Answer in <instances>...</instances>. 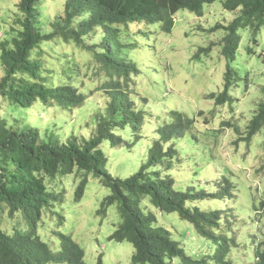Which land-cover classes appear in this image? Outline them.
I'll list each match as a JSON object with an SVG mask.
<instances>
[{
    "label": "trees",
    "instance_id": "trees-1",
    "mask_svg": "<svg viewBox=\"0 0 264 264\" xmlns=\"http://www.w3.org/2000/svg\"><path fill=\"white\" fill-rule=\"evenodd\" d=\"M47 1L55 0H19L23 17L16 18L14 23L18 27L11 26L10 37L0 38L4 71L0 76V99L6 98L21 110L15 122H10L0 111V210L12 217L23 212L26 219V228L19 223L13 234L0 225V264H89L86 248L72 235L62 234L61 249L53 250L39 231L43 211L50 207L52 200L60 201L64 197L62 192L49 190L46 175L71 174L76 169L93 173L111 189L98 213L106 214L108 207L119 204L122 221L110 239L134 246L132 264H264V193L258 196L248 186L251 203L246 206L244 201L228 208L227 202L236 201L237 192L246 187L242 180L230 177L233 171L229 166L211 174L208 168L212 164L205 161H213L219 169L217 156L204 153L202 145L199 146L201 155L194 157L199 166L194 175L199 174L205 180L219 175L221 181L203 184L201 193L177 187L183 181L178 174L179 160L186 153L179 142L185 139L193 146L197 144L201 136L193 133V129L203 127L197 116L191 118L176 110L173 118H166L158 126L150 122V127L155 128L151 132L155 139L152 134L148 135L152 144L146 171L141 169L126 178L109 171V159L102 148L106 142L112 147L121 146L126 134L133 136L135 125L140 129L145 125V112L137 105L140 90L136 85L146 70L142 60L155 48L151 42L152 28L171 32L180 10L203 16L204 6L216 0H67L64 10L53 19L45 11ZM223 5L228 10L241 8L242 13L228 25L219 23L210 29L227 32L222 40L227 65L223 91L212 92L208 98L217 105L229 104L234 113L240 107L239 98L231 93L238 73L234 64L242 41L240 30L251 27L257 36L264 25V0H224ZM253 40L260 45L259 38ZM216 45L213 42L201 47L195 57L209 55ZM55 46L60 47L54 58L65 61L60 62L52 83V69L46 58L52 56ZM94 81L101 83L92 84ZM101 91L106 94L108 105L105 112L93 116L91 136L79 138L71 133L63 137V128H70V122H74L70 115L77 109V117L85 115V103ZM42 105L54 114L45 132L24 123ZM233 113L232 118L221 120L215 128L220 150L222 140L218 133L222 129H233L240 136L237 143L246 140L249 145L264 129V100L258 103L245 129L238 121L242 123L243 119H236ZM144 134L142 131L141 136ZM202 161L204 165H199ZM87 182L85 177L77 187L78 200L83 198ZM208 202L221 205L206 208ZM154 209L178 212L205 243L213 245L212 252L205 251L201 260L189 254L171 229L159 222ZM239 213L249 216L243 218L248 222L245 226L249 231L242 238L236 232L239 225L235 218ZM101 263L102 258L98 264Z\"/></svg>",
    "mask_w": 264,
    "mask_h": 264
},
{
    "label": "rangeland",
    "instance_id": "rangeland-1",
    "mask_svg": "<svg viewBox=\"0 0 264 264\" xmlns=\"http://www.w3.org/2000/svg\"><path fill=\"white\" fill-rule=\"evenodd\" d=\"M67 0L47 1L45 9L47 15L54 18L55 14L61 13ZM224 0H216L213 3L204 6V15L199 16L187 9L180 10L175 15V26L171 32H162L156 26L152 28V43L155 48L150 56L142 60L146 66L143 76L137 79L138 109L145 115V125L142 129L134 126V134H126L125 141L121 146L112 147L108 142L102 145L104 152L108 157V169L117 177L126 178L139 170L146 171L148 150L152 144V139L148 135L155 132L150 122L162 124L165 119L174 117V112L180 110L191 118L197 116L201 121V129H193L201 136L197 144L193 146L185 139L179 142L180 146L186 150L180 157V171L183 181L178 182L177 187L186 191L203 190V184L210 185L221 181L219 175L215 178L205 180L201 175H194L198 170L195 156H199L204 146V153H215L217 156V169L213 161H205V164H212L208 168L211 174L227 169L229 166L233 171L230 177L236 181L242 180L243 191L237 192L236 201H228L226 206L232 208L233 204L237 207L244 203H251V190H256L258 196L264 193V153L261 152L264 141V129L258 133L252 143L241 140L237 143L239 135H236L233 129H222L220 134L221 149L215 138V128L223 119H230L233 113L229 104L217 105L215 100L209 99L212 92L220 93L224 89L226 58L223 55L222 40L226 36L225 29H218L212 32L210 29L219 24L228 25L237 16L242 13V9L228 10L224 8ZM19 0H0V38L5 39L11 36V26L15 25V20L23 14L19 11ZM128 29L125 28V31ZM242 41L240 43L235 68L237 70L235 87L231 93L237 98L240 106L232 114L243 124L245 129L247 122L253 117L257 105L264 100V25L259 33L254 35L251 27L240 30ZM125 35H127L125 33ZM259 38L260 45H256L254 38ZM127 42V41H126ZM217 43L209 55L203 53L200 57H195L201 47H207L211 43ZM251 46L248 49V46ZM60 46H55L52 56H48L46 61L52 69L51 82L54 83L56 73L65 59L58 62L54 55L59 51ZM1 54V49H0ZM63 57V56H62ZM63 67L61 66V70ZM4 75L0 60V76ZM101 81L92 82L100 84ZM94 86V85H92ZM92 88V87H91ZM91 90V89H90ZM136 95V94H135ZM148 98L145 100L144 98ZM144 99V100H142ZM142 100V101H141ZM86 104V114L77 117V109L70 115V128L65 126L62 136L75 134L79 138H89L94 129L93 116L100 112H105L108 105V98L103 91L92 95ZM0 111L10 120L21 116V110L14 104H11L6 98L0 99ZM46 114H41L42 112ZM24 117H26L24 113ZM54 118L51 111L45 105L37 107L33 115L25 119L24 123H31L35 128H41L45 132ZM59 118V116H58ZM208 119V121H205ZM32 120V122H30ZM76 120V121H75ZM211 120V121H210ZM207 122H210L209 125ZM68 126V127H69ZM201 128V127H198ZM146 134L141 136L142 131ZM60 131V129H59ZM152 132V133H151ZM147 135V137H146ZM153 138L155 139L154 134ZM51 136V134H50ZM212 151V152H211ZM261 152V154H260ZM204 165V161L198 163ZM235 172V173H234ZM88 177L85 193L82 199L76 198V189L82 179ZM46 184L53 193H63L64 197L60 201L52 200L49 208L43 211V217L39 225L42 239L49 243L53 250L61 249L62 234L72 235L83 247L86 248V260L89 264H98L102 258L101 264H132V255L134 246L129 242H118L110 239L122 221L119 204H113L108 207L106 214H99L102 201L111 194V189L106 187L100 179L93 173L79 171L76 169L71 174H57L56 176L46 175ZM196 186V190L194 188ZM249 186V187H248ZM221 204L206 203V208ZM201 206L204 208L205 203ZM159 222L169 227L178 239L188 249V253L195 258L202 259L205 251L212 252V244L205 243L193 225L183 220L178 212H161L154 209ZM249 218L246 214L239 213L236 219V232L242 238L243 234L249 231L248 222L243 218ZM233 218H230L232 221ZM245 222V223H244ZM21 223L22 228H26V219L23 212L10 216L8 212L0 210V225L9 234L14 233L15 227ZM60 231V234H55ZM231 233H229L230 235ZM240 242L242 239H240ZM237 254L239 251H235ZM249 252L247 253V255ZM250 258V256H249ZM251 259V258H250ZM248 261V259H246Z\"/></svg>",
    "mask_w": 264,
    "mask_h": 264
},
{
    "label": "clouds",
    "instance_id": "clouds-1",
    "mask_svg": "<svg viewBox=\"0 0 264 264\" xmlns=\"http://www.w3.org/2000/svg\"><path fill=\"white\" fill-rule=\"evenodd\" d=\"M264 237V236H263Z\"/></svg>",
    "mask_w": 264,
    "mask_h": 264
}]
</instances>
